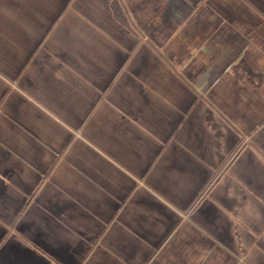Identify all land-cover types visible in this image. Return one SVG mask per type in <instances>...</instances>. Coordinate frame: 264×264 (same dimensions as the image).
Wrapping results in <instances>:
<instances>
[{
	"label": "crops",
	"instance_id": "crops-1",
	"mask_svg": "<svg viewBox=\"0 0 264 264\" xmlns=\"http://www.w3.org/2000/svg\"><path fill=\"white\" fill-rule=\"evenodd\" d=\"M0 264H264V0H0Z\"/></svg>",
	"mask_w": 264,
	"mask_h": 264
},
{
	"label": "trees",
	"instance_id": "trees-1",
	"mask_svg": "<svg viewBox=\"0 0 264 264\" xmlns=\"http://www.w3.org/2000/svg\"><path fill=\"white\" fill-rule=\"evenodd\" d=\"M221 174H222V170L219 171V173L211 180V182L209 183V186L207 187V190L211 189L214 186L215 182L219 179Z\"/></svg>",
	"mask_w": 264,
	"mask_h": 264
}]
</instances>
